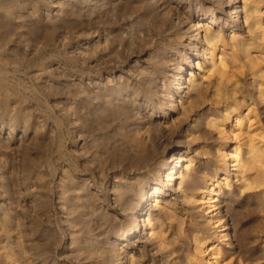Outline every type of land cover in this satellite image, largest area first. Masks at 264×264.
<instances>
[{
	"label": "rangeland",
	"instance_id": "rangeland-1",
	"mask_svg": "<svg viewBox=\"0 0 264 264\" xmlns=\"http://www.w3.org/2000/svg\"><path fill=\"white\" fill-rule=\"evenodd\" d=\"M0 264H264V0H0Z\"/></svg>",
	"mask_w": 264,
	"mask_h": 264
},
{
	"label": "bare ground",
	"instance_id": "bare-ground-1",
	"mask_svg": "<svg viewBox=\"0 0 264 264\" xmlns=\"http://www.w3.org/2000/svg\"><path fill=\"white\" fill-rule=\"evenodd\" d=\"M202 26H203V25H202L201 22H199V23L197 24L196 31H197V35H198V37L201 36ZM204 38H205V37H204ZM185 168H187V167L185 166ZM173 175H174V171H172V173H171V175H170V180H173Z\"/></svg>",
	"mask_w": 264,
	"mask_h": 264
}]
</instances>
